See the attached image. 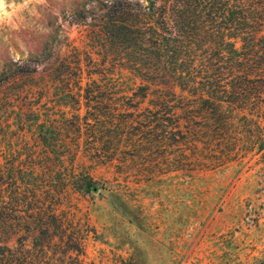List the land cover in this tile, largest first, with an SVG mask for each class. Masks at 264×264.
Wrapping results in <instances>:
<instances>
[{"label": "rangeland", "instance_id": "rangeland-1", "mask_svg": "<svg viewBox=\"0 0 264 264\" xmlns=\"http://www.w3.org/2000/svg\"><path fill=\"white\" fill-rule=\"evenodd\" d=\"M122 1L3 0L0 10V73L6 63L43 59L23 75L28 91L15 95L17 110L27 101L52 112L61 129L46 137L81 142L68 160L77 176L63 206L89 230L87 264H264V105L258 124L235 120L228 138L212 129L190 139L181 76L221 78L232 34L214 13L223 1L190 0V26L160 31V50L142 43L143 26L129 32ZM11 125L20 129L14 116ZM40 130L29 121L17 131L24 136L0 135V162L62 154Z\"/></svg>", "mask_w": 264, "mask_h": 264}, {"label": "trees", "instance_id": "trees-1", "mask_svg": "<svg viewBox=\"0 0 264 264\" xmlns=\"http://www.w3.org/2000/svg\"><path fill=\"white\" fill-rule=\"evenodd\" d=\"M222 1L221 12L214 13L225 15V28L232 34H226L223 40L227 47L222 52L221 78H199L190 71L187 76H181L190 91L192 140L213 131L228 138L232 134L228 126L235 120L251 127L258 124V117H263L264 0H235L237 19L229 17L232 0ZM117 8L128 13L129 32H133L134 26L146 29L142 43L155 50L161 48L160 31L173 36L172 27L190 26V0H149L146 6L125 0ZM41 63L43 59L35 57L4 65L0 73V135L24 136L17 131H23L32 121L44 133V142L53 150L62 149V154L32 156L28 163H23L24 160L9 165L0 162V264H87L84 255L89 230L75 212L63 206L65 189L71 177L77 176L70 172L68 160L72 154L77 156L81 142H60L52 136L46 137L48 128L61 129L62 121L54 113L44 114L27 101L16 108L15 95L28 91L19 84L23 75L36 71ZM38 87L42 91L46 89L45 84ZM175 87L174 83L168 85L171 93ZM13 116L20 129L11 128ZM255 142L252 136L243 145L248 147ZM13 236L18 238L15 245H10Z\"/></svg>", "mask_w": 264, "mask_h": 264}, {"label": "clouds", "instance_id": "clouds-1", "mask_svg": "<svg viewBox=\"0 0 264 264\" xmlns=\"http://www.w3.org/2000/svg\"><path fill=\"white\" fill-rule=\"evenodd\" d=\"M3 8V0H0V10Z\"/></svg>", "mask_w": 264, "mask_h": 264}]
</instances>
